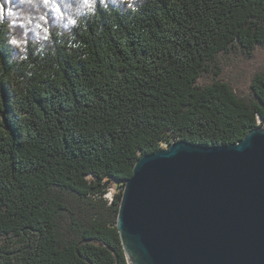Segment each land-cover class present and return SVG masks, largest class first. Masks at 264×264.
<instances>
[{"label":"trees","instance_id":"16d2710c","mask_svg":"<svg viewBox=\"0 0 264 264\" xmlns=\"http://www.w3.org/2000/svg\"><path fill=\"white\" fill-rule=\"evenodd\" d=\"M74 35L30 49L32 67L0 37V264H129L117 223L137 160L264 126V64L247 94L224 76L264 53V0L98 8Z\"/></svg>","mask_w":264,"mask_h":264},{"label":"water","instance_id":"95a60500","mask_svg":"<svg viewBox=\"0 0 264 264\" xmlns=\"http://www.w3.org/2000/svg\"><path fill=\"white\" fill-rule=\"evenodd\" d=\"M117 225L129 264H264V126L141 156Z\"/></svg>","mask_w":264,"mask_h":264},{"label":"clouds","instance_id":"9594fccd","mask_svg":"<svg viewBox=\"0 0 264 264\" xmlns=\"http://www.w3.org/2000/svg\"><path fill=\"white\" fill-rule=\"evenodd\" d=\"M145 0H0V37L10 51L8 64L32 67V56L44 59L53 37L75 40L74 30L85 27L98 11L111 13L113 7L138 12ZM73 48L79 44H72ZM31 75V73H27Z\"/></svg>","mask_w":264,"mask_h":264},{"label":"rangeland","instance_id":"374dc122","mask_svg":"<svg viewBox=\"0 0 264 264\" xmlns=\"http://www.w3.org/2000/svg\"><path fill=\"white\" fill-rule=\"evenodd\" d=\"M264 64V53H261L256 59L246 60L240 56H232L225 61V78L237 86L238 91L247 94L250 91V83L254 71ZM115 188L112 193L114 195Z\"/></svg>","mask_w":264,"mask_h":264},{"label":"built area","instance_id":"2783aa9c","mask_svg":"<svg viewBox=\"0 0 264 264\" xmlns=\"http://www.w3.org/2000/svg\"><path fill=\"white\" fill-rule=\"evenodd\" d=\"M106 197L112 201L113 200V193H112V190H110L107 194H106Z\"/></svg>","mask_w":264,"mask_h":264}]
</instances>
